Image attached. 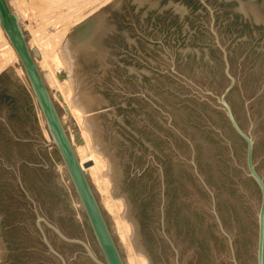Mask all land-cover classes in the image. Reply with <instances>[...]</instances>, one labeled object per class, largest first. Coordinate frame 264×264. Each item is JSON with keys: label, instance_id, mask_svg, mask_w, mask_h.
Here are the masks:
<instances>
[{"label": "water", "instance_id": "obj_1", "mask_svg": "<svg viewBox=\"0 0 264 264\" xmlns=\"http://www.w3.org/2000/svg\"><path fill=\"white\" fill-rule=\"evenodd\" d=\"M0 264H126L8 0ZM70 99L147 264H264V0H110L71 26Z\"/></svg>", "mask_w": 264, "mask_h": 264}, {"label": "rangeland", "instance_id": "obj_2", "mask_svg": "<svg viewBox=\"0 0 264 264\" xmlns=\"http://www.w3.org/2000/svg\"><path fill=\"white\" fill-rule=\"evenodd\" d=\"M10 1H11V3H10L11 6L10 7H12L11 9H13V11H14V8H16V7L18 8L19 7L18 5L16 6V4H15L16 1H17V4H19L18 3L19 0H9V2ZM25 1H27L26 4H29L28 3L29 1H34V0H29V1L25 0ZM55 1H61V2H59L55 6H52V7L48 8V9H44V10H42L40 12L37 9L38 7H35V8L26 7V10L24 11L25 15L22 17L23 18L22 21H21V19L19 20V22L21 21L20 25L22 26V28L24 29V31L26 33L28 42L34 36H35V38L37 37L36 39H39V40H37V41H39V43L37 42L33 46V50L35 49V51L37 52L34 55V58H35V60H36L38 65L40 63L39 68L41 69V67H42L41 71H43V76H44V78H46L45 81H46L47 85L51 84L49 86V89L51 87L53 89H57V87H58L57 83H56V85L54 84L55 81L53 82L54 79L51 77L52 76L51 75L52 71L58 70V68L60 67L61 70L63 69L65 72H67V69H68V66H69L68 58H66L64 55H62L57 50L59 45H60V41L63 40V38H61V37H63L64 34H66V32H68V30H69V28L71 26L75 25L76 23L81 21L83 18H85L86 16H88L89 14H91L92 12H94L95 10H97L98 8H100L101 6H103L104 4L109 2L110 0H55ZM43 6L44 5H42V7ZM34 9H36V10H34ZM28 10H30V11H28ZM33 10H34V12H33ZM30 12H31L32 15H30ZM48 32H50V33H48ZM61 34H63V35H61ZM47 35H49V36H47ZM42 36L43 37L46 36V37L43 38ZM47 37H49V39L44 41L45 39H47ZM40 38H43V39H40ZM59 38H61V39H59ZM2 43H3V41L0 38V66L4 65L3 63L5 62V59L9 58L8 55H6L5 50L4 51L1 50L3 48ZM48 43L51 44L50 47L47 46ZM49 48H52V49L50 50ZM3 53L5 54V56L1 57V54H3ZM54 55H56V57L60 61L59 66L56 65L57 63H56V60L54 59ZM43 56H44V59H43ZM46 65H48L50 67V69ZM9 67L13 70V72L16 74V76L21 81L23 86L26 88L28 96H29V98L31 100V103L33 105L34 115H35V119H36V122H37L38 129H39L43 139L45 141H48L46 139V135H45V132H47V131H46L45 127L43 126L44 125L43 118L41 120L40 111L38 113L36 105L33 102L34 99H33L32 93L29 90V86L25 82L26 79H25L24 73L23 72L20 73L21 66H20L19 61L9 62L8 64H6V66H3L2 68H0V74L3 73ZM56 67H58V68H56ZM46 68H48L49 71ZM45 72H46V75H47L48 78L44 75ZM50 81H52V82H50ZM56 81H58V80L56 79ZM66 82H67L66 85L69 87L70 91L68 92L69 89L67 88V86H64L61 89L60 95H58L57 97L53 95V97H54L53 99H55L57 104L63 109V111H62V113L60 115L62 117V119H63L62 123L64 124V127L66 128L67 132H70L72 134V136L74 137L75 141H77L76 137L80 136V133H79V130H78V126L79 127L82 126L83 128H86V126L84 124V120H83L84 116H86L88 114H91V113H94V112H97V111H100V110H104V109H107V108L122 104V102H118V103H115V104H111V105H108V106H104V107H101V108H97V109H94V110L87 111L86 113H82L80 110H78V112L73 110L72 111L73 112V116H71V115H69L70 113L67 114V111H68L67 109H70V105H68V103L73 102L70 99L71 93H72V84H71V81H70V79L68 77H67V81ZM53 94H54V92H53ZM65 117H67V119H65ZM86 131H88V130H86ZM87 135H88V137H87L88 141L90 143L91 142V136H90L89 131L87 132ZM90 147L92 148L91 143H90ZM80 152H81V155L84 156V158L87 157L85 159L91 161L92 156L90 157V155L88 153L86 154V151L84 152L82 150ZM103 159L105 160V165H104L105 167L101 166L99 171H100V173L103 174L104 177H106L109 180V178L104 175V173H105V171L107 169V166H106L107 165V161H106V159L104 157H103ZM84 164L87 165L86 162H84ZM85 165H83V166L87 169V172L89 173L90 170H89V168H87L88 166H85ZM89 174L88 175H89V178L91 179L90 181L92 183V174L91 173H89ZM110 185H111V182L108 185L109 186L108 189L110 188ZM93 186H94V189L96 190L95 185H93ZM96 191L98 192V190H96ZM98 194H99L100 199H101V195H100L99 192H98ZM119 199L122 201V207L119 210V213L121 214L122 211H123V208H124L122 197L114 198V200H119ZM100 203L102 204L101 200H100ZM104 209L110 215L109 216L110 220L113 222V225H114V228H115V220H114L113 215L110 212H108V210L105 207H104ZM115 211H116V209H115ZM124 220L127 221L126 219H124ZM127 223L130 224L128 221H127ZM130 234H131V231H130ZM116 235L118 237L117 232H116ZM130 245H131V242H130ZM122 246L124 248L123 249V254H124L126 262H127L128 261L127 259H129V255L130 254H129V251L127 250V248L123 244H122ZM130 249L133 250L132 245H131ZM133 254H135V253H133ZM137 256H139V255H136V258H137ZM140 256L143 257L146 260V258L144 256H142V255H140ZM127 264H128V262H127ZM146 264H147V260H146Z\"/></svg>", "mask_w": 264, "mask_h": 264}, {"label": "bare ground", "instance_id": "obj_3", "mask_svg": "<svg viewBox=\"0 0 264 264\" xmlns=\"http://www.w3.org/2000/svg\"><path fill=\"white\" fill-rule=\"evenodd\" d=\"M29 1V0H28ZM59 2H61V1H55V0H34V1H29L28 3L29 4H26L27 3V1H23V0H19L18 1V3L19 4H17V1H16V6L18 5L19 7L17 8H14V12L16 13V15H17V17H18V20H20L21 19V21H22V17L25 15V10H26V7H28V8H35V7H38L37 9L39 10V12L40 11H42V10H44V9H48V8H50V7H52V6H55L56 4H58ZM8 3H9V5H10V3H11V1L9 2V0H8ZM42 5H44L43 7H42ZM11 6V5H10ZM12 8V7H11ZM20 8V9H19ZM27 8V9H28ZM18 9V10H17ZM13 10V9H12ZM31 10V9H30ZM30 10H28V11H30ZM34 10H36V9H34ZM34 10H33V12H34ZM32 11V10H31ZM32 12V13H33ZM30 15H32L31 14V12H30ZM20 21V22H21ZM47 21V20H46ZM38 22V21H37ZM45 23V22H44ZM38 24V23H37ZM47 24V23H46ZM41 25V24H40ZM43 25V24H42ZM45 25V24H44ZM24 26V25H23ZM45 27V26H44ZM48 29V28H47ZM53 29V28H52ZM41 32V31H40ZM46 32V31H45ZM39 33V32H38ZM48 33H50V32H48ZM64 33V32H63ZM67 33V32H66ZM46 34V33H45ZM31 35V34H30ZM61 35H63V34H61ZM47 36H49V35H47ZM64 36H65V34H64ZM64 36L63 37H61V38H64ZM43 37V36H42ZM44 37H46V36H44ZM43 37V38H44ZM51 37V36H50ZM0 38L2 39V41H3V43H2V46H3V48L1 49L2 51H4L5 50V53H6V55H8V57L9 58H7V59H5V62L3 63L4 65H2V66H0V68H2L3 66H6V64H8L9 62H13V61H18V59H17V56H16V54H15V52H14V50H13V48H12V46L10 45V43L8 42V40H7V38H6V36L4 35V33H3V30L1 29V27H0ZM37 38V37H36ZM35 38V36L34 37H32L31 38V40L28 42V40H27V36H26V42H27V44H28V47H30L31 49H33V46L38 42L39 43V41H37V40H39V39H36ZM43 38H40V39H43ZM61 38H59V39H61ZM49 39V37H47V39H45L44 41H46V40H48ZM62 42V40L60 41V43ZM59 44V43H58ZM55 45V44H54ZM47 46L48 47H50L51 46V44L50 43H48L47 44ZM50 50L52 49V48H49ZM34 51V53L36 54L37 52L35 51V49L33 50ZM45 52V51H44ZM48 52V51H47ZM46 53V52H45ZM50 53V52H49ZM42 54V53H41ZM63 55V54H62ZM5 56V54L3 53V54H1V57H4ZM41 56V55H40ZM67 58V57H66ZM35 59V58H34ZM43 59H44V56H43ZM54 59L56 60V65H58L59 66V64H60V61H59V59L56 57V55H54ZM45 61V60H44ZM35 62H36V60H35ZM48 62V61H47ZM39 63V62H38ZM36 64H37V62H36ZM39 65H40V63H39ZM39 65L37 64V66H38V69L40 70V73H41V75H42V78H43V80H44V82L46 83V81H45V79L46 78H44V76H43V71H41V69H42V67H41V69L39 68ZM42 66V65H41ZM46 66H48V65H46ZM49 67V66H48ZM55 68V67H54ZM56 68H58V67H56ZM19 69V68H18ZM46 69H48V68H46ZM49 69H50V67H49ZM49 69H48V71H49ZM52 69V68H51ZM47 71V70H46ZM52 71V70H51ZM50 71V72H51ZM23 71H22V69H20V73H22ZM49 73V72H48ZM47 73V74H48ZM50 74V73H49ZM46 77H47V75H46V72H45V74H44ZM52 75V76H51ZM50 76L54 79H52L53 80V82H54V84L56 85V83H57V85H58V87H57V89H53L52 87L49 89V91H50V95H51V98H52V100H53V95L54 96H58V95H60V93H61V89H62V87H64V86H67L66 85V81H67V75H66V72L62 69H60V67L58 68V70H55V71H52V74H51ZM48 78V77H47ZM58 80V81H56V79ZM50 80V79H49ZM26 82V81H25ZM50 82H52V81H50ZM27 83V82H26ZM49 84V83H48ZM53 84V83H52ZM28 85V84H27ZM46 85H47V83H46ZM51 85V84H50ZM50 85H47L48 86V88H49V86ZM66 88V87H65ZM67 88L69 89V87L67 86ZM64 90V89H63ZM65 91V90H64ZM70 91V89L68 90V92ZM53 92H54V94H53ZM63 92V91H62ZM55 97V98H56ZM33 99H34V97H33ZM33 102H34V104L36 105V102H35V99L33 100ZM68 103V102H67ZM68 105H70V109H67L68 111H67V114L68 113H70L69 115H71V116H73V110L74 111H77L78 112V110H79V108L73 103V102H71V103H68ZM75 106V107H74ZM36 108H37V111H38V113H39V109H38V107L36 106ZM75 108V109H74ZM63 110V109H62ZM87 112V111H86ZM86 112H82V113H86ZM70 117V116H69ZM60 118H61V121L63 122V119H62V117L60 116ZM65 119H67V117H65ZM64 119V120H65ZM73 122V121H72ZM73 125V124H72ZM74 126V125H73ZM72 127V126H71ZM78 130H79V133H80V136H77L76 137V139H77V141H75L74 140V137L72 136V134L70 133V132H67V135H68V138H69V140H70V143L72 144V147H73V149H74V151H75V154H76V156H77V158H78V160L80 161V163L82 164V165H85L84 164V162H86V164L87 165H85V166H88L87 168H89V173H91L92 174V185H95V187H96V190H98V192L100 193V195H101V199H100V196H99V202H100V200H101V202H102V207L104 206L107 210H108V212H110L112 215H113V217H114V220H115V228H114V231H116L117 232V234H118V237L117 238H119V241H120V243H122L126 248H127V250L129 251V259H127L128 261V264H146V260L143 258V257H141L140 255L141 254H136V255H139V256H137V258H136V255L135 254H133L134 253V250H132V249H130V247H131V245H130V240H129V236H130V231H131V226H130V224H128L127 223V221H125L124 219L125 218H121L120 217V213H119V210L121 209V207H122V201L119 199V200H114V198H118V197H121V196H117V197H111V195H110V192H109V189H108V185L110 184V181L106 178V177H104L103 176V174L102 173H100V171H99V169H100V167L102 166H104L105 165V160L103 159V156L100 154V153H98L97 151H95L94 149H92L91 147H90V143H89V141H88V135H87V132L88 131H86L87 129L86 128H83L82 126H78ZM67 131V130H66ZM45 135H46V139L47 140H49V136H48V134H47V132H45ZM87 135V136H86ZM76 136V135H75ZM90 139V138H89ZM86 151V154L88 153L89 155H90V157L92 156V159H91V161H89V160H87V159H85V158H87V157H85L84 158V156L83 155H81V152L80 151ZM90 152V153H89ZM107 166V165H106ZM105 167V166H104ZM86 171H87V169H86ZM88 172H87V174H89ZM90 175V174H89ZM89 175H88V177H89ZM106 176V175H105ZM91 179L89 178V181H90ZM91 182V181H90ZM93 188H94V186H93ZM97 192V193H98ZM99 195V194H98ZM103 207V208H104ZM115 209H116V211H115ZM105 210V209H104ZM110 216V215H109ZM112 225H113V222H112ZM113 227H114V225H113ZM116 232H115V234H116ZM117 236V235H116ZM121 244V245H122ZM123 247V246H122ZM124 249V248H123ZM143 256V255H142ZM124 258H125V256H124ZM125 261H126V259H125ZM127 262H126V264H127Z\"/></svg>", "mask_w": 264, "mask_h": 264}]
</instances>
